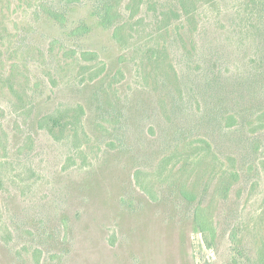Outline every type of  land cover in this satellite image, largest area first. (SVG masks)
Wrapping results in <instances>:
<instances>
[{"label": "rangeland", "instance_id": "obj_1", "mask_svg": "<svg viewBox=\"0 0 264 264\" xmlns=\"http://www.w3.org/2000/svg\"><path fill=\"white\" fill-rule=\"evenodd\" d=\"M103 2L0 0V264H264V0Z\"/></svg>", "mask_w": 264, "mask_h": 264}, {"label": "trees", "instance_id": "obj_2", "mask_svg": "<svg viewBox=\"0 0 264 264\" xmlns=\"http://www.w3.org/2000/svg\"><path fill=\"white\" fill-rule=\"evenodd\" d=\"M110 1L111 0H104L101 6V9H102L101 22H103L105 26L110 25V24L112 25L116 19L114 4H112ZM53 15L55 16V19L60 22V24H63L65 22L64 21L65 18L62 16L63 14L58 13V12L57 13L53 12ZM119 28L120 26H116L115 28V32H114L115 37H118ZM87 30L88 28L85 26V24H79L75 28V30H73L72 33L75 35H81L82 33H84V31H87ZM83 54L88 55L92 53L85 52ZM197 223H198L200 232H202L203 234H209L212 239L215 238L216 229L213 226V224L210 222V220L206 216H204L203 210H201L200 207L198 208V211H197ZM233 237H236L235 233L233 234Z\"/></svg>", "mask_w": 264, "mask_h": 264}]
</instances>
